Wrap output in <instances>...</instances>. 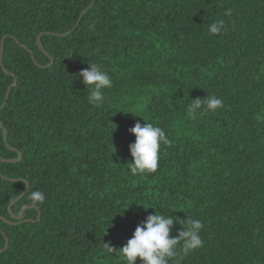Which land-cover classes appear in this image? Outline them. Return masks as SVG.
I'll return each instance as SVG.
<instances>
[{"label":"trees","instance_id":"16d2710c","mask_svg":"<svg viewBox=\"0 0 264 264\" xmlns=\"http://www.w3.org/2000/svg\"><path fill=\"white\" fill-rule=\"evenodd\" d=\"M94 1L0 0V110L17 81L0 112V264H126L116 253L156 211L204 225L170 264H264V0H97L83 16ZM90 62L113 82L99 108L78 77ZM207 94L223 107L190 118ZM143 119L170 144L133 176Z\"/></svg>","mask_w":264,"mask_h":264},{"label":"clouds","instance_id":"9594fccd","mask_svg":"<svg viewBox=\"0 0 264 264\" xmlns=\"http://www.w3.org/2000/svg\"><path fill=\"white\" fill-rule=\"evenodd\" d=\"M225 27V21L220 19L208 25V32L210 35H218ZM78 77L83 78L82 83L87 88L88 102L94 107H101L105 99L103 90L113 86L108 72L102 65L90 62V67L82 70ZM222 107V99L207 94L205 99H194L188 103L187 115L194 118L198 112H215ZM143 120L146 122L145 119ZM129 131L136 137L135 143L130 145L134 162L127 165L131 175L155 173L159 167L161 146L170 144L165 131L148 122L144 124L137 122ZM45 200V194L41 190L30 192L29 201L32 205H41ZM174 224H180L183 229L176 237L171 235ZM203 227L199 219L187 217L186 221H182L171 213L161 214L156 211L155 214L147 217L146 222L136 227L133 237L119 249L116 255H119L126 264H137L138 258L142 264H170V260L176 257L178 252L187 255L203 247L204 241L200 235ZM106 246L109 253L113 254L116 251Z\"/></svg>","mask_w":264,"mask_h":264},{"label":"water","instance_id":"95a60500","mask_svg":"<svg viewBox=\"0 0 264 264\" xmlns=\"http://www.w3.org/2000/svg\"><path fill=\"white\" fill-rule=\"evenodd\" d=\"M96 1L97 0H95L94 1V3L83 13V16L85 15V14H87V12L95 5V3H96ZM79 26V25H78ZM77 26V27H78ZM76 27V28H77ZM68 36V35H67ZM7 38V37H6ZM6 38L5 39H3V41H2V45H1V47H2V55H1V63H2V65H3V60H4V53H5V41H6ZM34 58V57H33ZM35 59V58H34ZM4 67V66H3ZM5 69V68H4ZM16 84H17V81L15 82V84L13 85V86H11L10 88H9V90H8V92H7V96H6V100H5V102H4V105H3V107L1 108V110H0V112L6 107V105H7V103H8V101H9V99H10V94H11V92H12V90L14 89V87L16 86ZM0 127L4 130V132H5V142H6V144H8V133H7V131L4 129V127L0 124ZM22 159H23V157L22 156H20V159L18 160V161H15V160H11V161H3V162H7V163H19V162H21L22 161ZM29 189H30V187L28 186L27 187V189H26V191L23 193V195L18 199V200H16L14 203H16V202H19V201H21L24 197H25V195L29 192ZM13 203V204H14ZM25 211V210H24ZM24 211L22 212V214H21V217H22V215H23V213H24ZM21 217H19L18 218V220H20L21 219ZM41 220V215H39V219H38V221L37 222H39ZM9 249V242L7 241V245H6V247H5V249L3 250V251H1L0 253H3V252H5V251H7Z\"/></svg>","mask_w":264,"mask_h":264}]
</instances>
